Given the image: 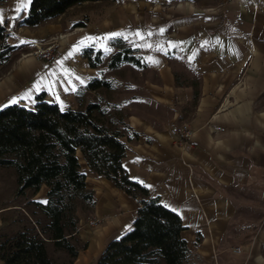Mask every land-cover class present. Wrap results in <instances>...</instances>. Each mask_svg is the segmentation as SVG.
Wrapping results in <instances>:
<instances>
[{"label": "crops", "instance_id": "crops-1", "mask_svg": "<svg viewBox=\"0 0 264 264\" xmlns=\"http://www.w3.org/2000/svg\"><path fill=\"white\" fill-rule=\"evenodd\" d=\"M28 3L0 0L14 45L0 73V108H33L39 93L61 109L76 108L77 91L104 69L115 39L139 49L144 67L108 70H129L114 80L111 96L137 133L121 137L123 167L180 217V236L198 264H264V0L84 1L34 26L15 22ZM53 37L54 62L29 54L33 43ZM88 47L102 52L98 67L83 56ZM181 123L192 132L179 140L170 127ZM80 164L94 203L77 210V255L66 264H95L132 229L140 202ZM11 178L15 190L14 172ZM46 192L42 184L29 199L45 202ZM31 222L21 204L0 201V236Z\"/></svg>", "mask_w": 264, "mask_h": 264}, {"label": "trees", "instance_id": "trees-1", "mask_svg": "<svg viewBox=\"0 0 264 264\" xmlns=\"http://www.w3.org/2000/svg\"><path fill=\"white\" fill-rule=\"evenodd\" d=\"M84 1L94 0H30L15 22L34 26ZM7 36L0 23V66L14 49ZM112 47L104 69L125 63L145 66L139 49L121 39H115ZM82 54L92 67L103 62L100 50L88 47ZM104 69L77 91L76 108L61 109L44 100L43 93L35 96L33 108L19 104L0 108V167L13 170L15 194H35L42 184L47 187L45 202L29 201L39 217L14 235L0 236V264H56L47 253L48 241L70 259L77 255L71 241L77 210L94 203L80 159L140 202L132 229L112 239L95 264H198L197 254L180 236V217L131 179L122 165L127 146L121 137L132 139L137 133L127 124L121 103L107 98L114 84L112 78L103 76Z\"/></svg>", "mask_w": 264, "mask_h": 264}, {"label": "rangeland", "instance_id": "rangeland-1", "mask_svg": "<svg viewBox=\"0 0 264 264\" xmlns=\"http://www.w3.org/2000/svg\"><path fill=\"white\" fill-rule=\"evenodd\" d=\"M11 56V52L9 54ZM7 63V62H6ZM6 63L0 66V73L2 70L5 68ZM124 65H130L128 63H125ZM131 66V65H130ZM105 77H113L112 81L114 80H120L123 81L127 79L129 75V70L128 69H123L119 73H112L109 72L107 69H104L103 73ZM108 77V78H110ZM122 79V80H121ZM116 83V82H114ZM116 91L112 90L109 92V95L107 98H110L111 96L115 95ZM93 95V94H92ZM107 96V94H106ZM115 99V98H114ZM13 170L11 168H6V167H0V185L3 189H1L0 193V201L2 203H19L23 206L25 211L27 212L28 216L30 217L31 220H34L36 217H39L38 213H34L36 211V208L29 203L30 199V193L28 192L27 194L24 195H17L15 194V190L12 189V172ZM11 185V187H10ZM11 188V189H10ZM49 254L51 255V258L54 260L56 264H66L69 261V256L68 255H60L57 253V250L50 244H47Z\"/></svg>", "mask_w": 264, "mask_h": 264}, {"label": "built area", "instance_id": "built-area-1", "mask_svg": "<svg viewBox=\"0 0 264 264\" xmlns=\"http://www.w3.org/2000/svg\"><path fill=\"white\" fill-rule=\"evenodd\" d=\"M57 37H53L47 41L33 43V48L29 51V54L33 55L39 60L46 63H52L57 59L56 53ZM192 130L187 123H181L180 125H173L170 127V133L173 136L178 137L179 140L186 139ZM97 218H91L88 220L89 225H96ZM238 250V248H236Z\"/></svg>", "mask_w": 264, "mask_h": 264}, {"label": "snow or ice", "instance_id": "snow-or-ice-1", "mask_svg": "<svg viewBox=\"0 0 264 264\" xmlns=\"http://www.w3.org/2000/svg\"><path fill=\"white\" fill-rule=\"evenodd\" d=\"M28 2L30 3V0H28ZM3 22H4V18L0 16V23H3ZM69 55H71V53ZM15 102H16L15 99L11 101V103H15Z\"/></svg>", "mask_w": 264, "mask_h": 264}]
</instances>
